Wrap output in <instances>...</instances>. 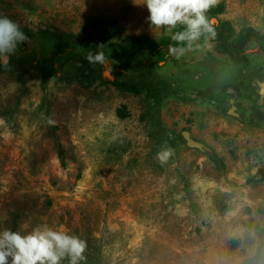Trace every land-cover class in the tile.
I'll list each match as a JSON object with an SVG mask.
<instances>
[{
  "label": "rangeland",
  "instance_id": "1",
  "mask_svg": "<svg viewBox=\"0 0 264 264\" xmlns=\"http://www.w3.org/2000/svg\"><path fill=\"white\" fill-rule=\"evenodd\" d=\"M143 2L0 0V17L47 49L54 40L39 30H106L116 41L169 34L150 25ZM219 2V17L235 31L264 32V0ZM99 18L113 28L102 30ZM211 45L179 58L168 52L155 65L174 89L161 119L182 137L164 164L162 149L153 150L149 101L103 83L108 66L64 67L49 81L44 104L38 71L21 82L0 64V230L62 226L87 241L82 264H245L257 248L264 255V50L252 41L236 63ZM142 71L133 65L118 78ZM123 105L127 116L120 117Z\"/></svg>",
  "mask_w": 264,
  "mask_h": 264
},
{
  "label": "trees",
  "instance_id": "2",
  "mask_svg": "<svg viewBox=\"0 0 264 264\" xmlns=\"http://www.w3.org/2000/svg\"><path fill=\"white\" fill-rule=\"evenodd\" d=\"M224 11V4L219 2L212 8L207 16L215 29V38L211 41L217 52L228 56L233 62L239 63L246 59L245 48L248 43L255 42L264 50V32L256 30L252 26H244L235 31L232 22L219 17ZM97 24L103 29H111L115 24L111 19H96ZM180 30L173 29L169 34L159 38H150L146 34H127L119 40L106 36L103 32L93 35H83L74 32H56L47 29L39 30V34H45L53 38L50 48L38 45H30L26 42L17 45L14 54L10 55L7 64L16 73L19 81L24 82L25 75L31 70L40 73V84L43 90L42 102L47 104L46 89L52 77L60 76L63 68L73 63L95 62L108 66L109 74L103 73V83H112L117 88L134 94H143L149 101L145 113L153 123L151 137L153 138V150L158 152L164 148L175 147L180 136L175 130L164 125L161 119V107L164 100L174 93L172 85L155 72V65L165 60L169 52V46H177L173 41V34ZM2 64V63H0ZM137 65L143 68V74L133 80H121L119 75L127 72L130 67ZM118 116H127L125 106L118 109ZM56 157L61 167L66 166L64 149L60 140L56 139ZM210 158L220 163V158L213 149L210 150ZM264 255L260 248L248 258L245 264H256Z\"/></svg>",
  "mask_w": 264,
  "mask_h": 264
},
{
  "label": "clouds",
  "instance_id": "3",
  "mask_svg": "<svg viewBox=\"0 0 264 264\" xmlns=\"http://www.w3.org/2000/svg\"><path fill=\"white\" fill-rule=\"evenodd\" d=\"M218 3L219 0H144L143 5L152 27L168 31L180 27L172 36L177 46H169V53L179 58L194 47L211 49L216 33L207 13ZM202 37L203 45L197 43ZM26 41L16 23L0 17V63L7 67L17 45ZM171 155L172 150L164 148L157 153V159L164 164ZM22 227L24 231L0 230V264H82L86 260L87 241L62 226Z\"/></svg>",
  "mask_w": 264,
  "mask_h": 264
},
{
  "label": "water",
  "instance_id": "4",
  "mask_svg": "<svg viewBox=\"0 0 264 264\" xmlns=\"http://www.w3.org/2000/svg\"><path fill=\"white\" fill-rule=\"evenodd\" d=\"M258 116H259V117H262V118L264 119V114H263V113L259 112V113H258Z\"/></svg>",
  "mask_w": 264,
  "mask_h": 264
}]
</instances>
